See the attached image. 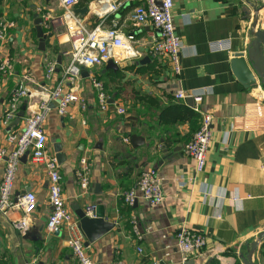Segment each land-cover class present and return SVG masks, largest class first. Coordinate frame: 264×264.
<instances>
[{
    "label": "crops",
    "instance_id": "obj_1",
    "mask_svg": "<svg viewBox=\"0 0 264 264\" xmlns=\"http://www.w3.org/2000/svg\"><path fill=\"white\" fill-rule=\"evenodd\" d=\"M113 1L79 0L75 7L87 6V11L78 13L90 26L102 18L108 26L114 19L123 33L135 36L137 57L114 62L116 69L106 68V62L92 69L109 95V109L98 110L95 91L83 69L86 75L82 74L77 85L86 109L73 103L66 114L59 115L52 107L44 122L47 153L61 154L58 164L66 207L77 218L89 204L101 206L104 219L114 223L87 245L95 264H243L245 246L264 230V88L259 81L243 86L232 71L231 60L234 53L245 51L252 38L249 31L256 7H262L261 24L264 0H173L175 32L184 46L178 75L166 58L154 52L159 31L150 23L130 20L131 4L100 16L99 3L106 5L104 10ZM38 8L56 17L62 13L57 0H0V19L11 24L7 39L0 42V60L7 57L13 66L10 74L0 71V116L19 79L27 78L30 93L22 99L16 117L0 125V148L6 152L14 145L8 135L21 130L25 116L36 109L69 61L63 53L68 45L59 44L56 38L60 24L48 21V27L42 25L47 37L45 49L39 48L33 22ZM225 39L228 49L210 47L211 42ZM58 55L60 64L47 77L43 59L48 56L57 62ZM202 88L210 90L201 108L213 116V141L204 171L196 172L184 147L197 130L199 118L169 121L160 114L173 104L191 108V100L184 103L173 98L175 91ZM118 105L125 108L124 115L116 113ZM129 133L144 142L133 148ZM82 157L91 163L85 191L75 175ZM5 159V155L0 157V180ZM148 168L158 173L163 200L150 204L139 196L134 205H126L122 194ZM25 192H33L37 203L24 233L13 226L22 216L20 210L7 215L0 212V264H77L65 246L64 230H45L50 212L48 176L44 165L29 154L17 166L13 200ZM182 226L205 236L202 258L181 263L175 234ZM253 260L264 264V251L254 254Z\"/></svg>",
    "mask_w": 264,
    "mask_h": 264
},
{
    "label": "built area",
    "instance_id": "obj_2",
    "mask_svg": "<svg viewBox=\"0 0 264 264\" xmlns=\"http://www.w3.org/2000/svg\"><path fill=\"white\" fill-rule=\"evenodd\" d=\"M62 13L55 16L49 11L37 9L42 17L43 25L48 27V21L55 25L62 26L56 33L59 44H67L68 48L63 50L68 54V64L61 68L60 77L56 84L50 89L47 95L39 100L35 110L28 113L24 118V124L18 133H11L7 139L13 143L12 149L6 152L0 148V157L5 155V167L0 180V212L4 215L11 210H20L22 216L13 221V226L19 232L24 233L28 228V217L36 207L37 198L33 192H25L13 200V183L15 172L21 157L29 154L38 163H42L48 176L47 200L50 205V212L46 219L45 230L47 233L64 230V243L70 250L72 258L77 264H95L88 246L84 244V235L79 226V221L66 207L62 193L61 176L59 164L55 156L47 153V136L44 130V122L52 107L59 115L67 113L71 104L77 103L81 110L86 109V101L79 94L77 85L82 78V71L85 69L87 79L95 91L97 108L106 111L110 107L109 95L106 93L103 84L96 79L92 69L101 65L107 60L114 62L130 60L139 55L134 48L135 36L133 32L123 33L112 19L111 24L104 26V18L95 25L86 23L85 17L75 11L79 0H57ZM125 4H131L130 20L136 24L150 23L159 31V37L153 43L154 52L166 58L175 75L181 69V51L183 43L175 32L171 9L173 0H115L106 5L99 3L97 11L105 16V11L114 12ZM11 24L0 19V42H4L9 33ZM213 50H224L229 48L228 40H217L211 42ZM45 75L50 77L56 67L55 59L48 56L43 59ZM13 66L11 61L4 57L0 60V71L10 74ZM19 79L10 93L6 110L0 116V125H7L13 120L19 110L23 98L29 97V90L26 88L25 80ZM210 94L208 88L183 90L179 89L173 93V98L184 103L191 100V109L199 115V126L187 141L184 153L194 162L196 172H203L205 169L207 154L213 141V116L210 112L201 108L203 98ZM118 115H124L126 110L118 105L115 108ZM91 163L86 157L79 161V167L75 175L82 191L87 190L90 183ZM139 192V193H138ZM140 194V195H138ZM149 202L158 204L163 200L161 181L155 168H148L141 171L136 184L122 194L123 202L132 206L138 197ZM95 205L89 204L86 207V215H91ZM133 231L138 239L140 232L134 226ZM175 241L180 252L181 263H186L195 258H202L203 250L207 241L205 236L186 226H182L175 234ZM1 244V238H0Z\"/></svg>",
    "mask_w": 264,
    "mask_h": 264
},
{
    "label": "water",
    "instance_id": "obj_3",
    "mask_svg": "<svg viewBox=\"0 0 264 264\" xmlns=\"http://www.w3.org/2000/svg\"><path fill=\"white\" fill-rule=\"evenodd\" d=\"M262 7L254 8L253 17L250 26V35L251 40L246 46L245 51L236 52L233 54L231 60V68L237 79L245 87L254 85L259 81L264 88V29L259 28V10ZM80 13L87 11V6H84L81 9H76ZM34 24L36 27V35L39 39V48L41 50L45 49V39L47 34L43 30V20L38 13H34ZM60 55H58L57 63L60 64ZM148 59V58H146ZM143 61V60H142ZM106 68H117V65L112 59L107 60ZM83 74V73H82ZM87 74V73H86ZM85 73L83 75H86ZM130 144L133 148L138 147L141 143L144 142L141 136L136 134L129 133ZM25 156V155H23ZM22 156V157H23ZM57 162L61 161V154L56 155ZM16 201V199H15ZM104 212L101 206H96L92 212V216L86 215L85 212L81 211L77 213V218L79 221V226L81 231L85 236L84 244L87 246L92 243L109 230L114 227V223L106 221L104 219ZM264 240V230L260 231L257 234V237L254 238L249 245V248L246 250L245 254H241L243 264H256L253 260L254 252L257 246ZM188 263V262H187ZM192 263V262H189Z\"/></svg>",
    "mask_w": 264,
    "mask_h": 264
},
{
    "label": "trees",
    "instance_id": "obj_4",
    "mask_svg": "<svg viewBox=\"0 0 264 264\" xmlns=\"http://www.w3.org/2000/svg\"><path fill=\"white\" fill-rule=\"evenodd\" d=\"M160 116L162 120H166L167 118L169 121L197 120L199 118L191 108L182 104H173L164 107ZM234 264L239 263L236 262Z\"/></svg>",
    "mask_w": 264,
    "mask_h": 264
},
{
    "label": "rangeland",
    "instance_id": "obj_5",
    "mask_svg": "<svg viewBox=\"0 0 264 264\" xmlns=\"http://www.w3.org/2000/svg\"><path fill=\"white\" fill-rule=\"evenodd\" d=\"M264 15H262V20H261V24H260V27H264ZM259 26V25H258ZM250 245V244H249ZM249 245H247V246H245V248H244V250L245 249H248L249 248ZM264 251V243H263V241L257 246V248H256V250H255V252H254V254H256V253H260V252H263ZM245 253H246V250H245ZM243 254H244V252H243ZM254 256V255H253ZM236 262H238V261H236Z\"/></svg>",
    "mask_w": 264,
    "mask_h": 264
},
{
    "label": "bare ground",
    "instance_id": "obj_6",
    "mask_svg": "<svg viewBox=\"0 0 264 264\" xmlns=\"http://www.w3.org/2000/svg\"><path fill=\"white\" fill-rule=\"evenodd\" d=\"M260 25V24H259Z\"/></svg>",
    "mask_w": 264,
    "mask_h": 264
}]
</instances>
